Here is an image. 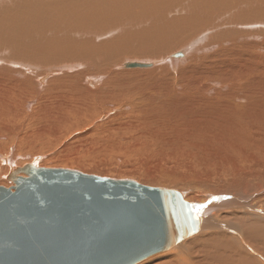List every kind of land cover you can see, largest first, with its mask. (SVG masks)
I'll return each instance as SVG.
<instances>
[{"label": "bare ground", "instance_id": "obj_1", "mask_svg": "<svg viewBox=\"0 0 264 264\" xmlns=\"http://www.w3.org/2000/svg\"><path fill=\"white\" fill-rule=\"evenodd\" d=\"M119 57L152 59L124 69ZM59 136L67 156L93 136L96 156L45 160ZM26 164L128 176L204 205L177 253L137 264L264 261V0H0L1 177Z\"/></svg>", "mask_w": 264, "mask_h": 264}, {"label": "water", "instance_id": "obj_2", "mask_svg": "<svg viewBox=\"0 0 264 264\" xmlns=\"http://www.w3.org/2000/svg\"><path fill=\"white\" fill-rule=\"evenodd\" d=\"M8 180L12 187L0 186V264H137L200 230L175 190L34 164Z\"/></svg>", "mask_w": 264, "mask_h": 264}, {"label": "rangeland", "instance_id": "obj_3", "mask_svg": "<svg viewBox=\"0 0 264 264\" xmlns=\"http://www.w3.org/2000/svg\"><path fill=\"white\" fill-rule=\"evenodd\" d=\"M54 37H57V38H60L59 36H54ZM53 37V38H54ZM64 38H67V39H70V40H73V41H80V40H74V39H72L69 35H67V36H64ZM149 57H146V58H138V60H136L137 59V57H135V58H126V59H124V58H121V57H119V61H121L122 59H124L123 60V62H122V64H124V63H126V62H134V60L135 61H138V62H142L143 61V59H148ZM133 59V60H132ZM140 59V60H139ZM149 59H152V58H149ZM129 60V61H128ZM131 60V61H130ZM80 62H83V61H80ZM105 68V67H104ZM125 69V68H124ZM48 71H50V70H48ZM48 71H45L44 73H42L41 75H40V78H42V77H44V75H45V73L46 72H48ZM46 80V79H45ZM45 80H44V82H45ZM39 84V83H38ZM89 136V135H88ZM87 136H84V137H81V138H79L78 140H80L79 141V146H77L76 147V144L78 145V143H73L74 145H75V148H73V149H71V151H70V155H66V154H64V155H66V156H64V155H62L59 151H61L62 150V148H63V146L66 144V143H69L70 142V140L71 139H67V138H65V137H63V136H59V140L58 141H56V144H57V146H47L45 149H43L40 153H41V156H43V158L46 160V159H51L52 160V162H55V161H57L59 158H61V156H64V157H69L68 159H70V158H81L82 156H84L85 154H95V156H96V153H94L92 150H91V148L90 147H92V146H90L91 144L92 145H94V143L92 142L93 140L91 139V137H93V136H91V137H88V138H90V139H88V138H86ZM84 138H86V139H84ZM86 140V141H84V140ZM89 141H88V140ZM94 139H95V141L96 142H101V141H97V139H96V137H94ZM78 140H76L77 142H78ZM82 140V141H81ZM91 140V141H90ZM75 140L73 141V142H76ZM58 142V143H57ZM84 142H86L87 143V145L86 144H84ZM90 142V143H89ZM92 142V143H91ZM54 144V143H53ZM62 144H64V145H62ZM73 144H72V147H74L73 146ZM83 144V145H82ZM88 144H89V146L90 147H88ZM60 145V146H59ZM71 145V144H70ZM99 146H101V143L100 144H98ZM62 146V147H61ZM81 146V147H80ZM85 146V147H84ZM87 147V148H86ZM96 147V146H95ZM84 148H86V150L84 149ZM86 151V152H85ZM91 151V152H90ZM102 155H103V153H102ZM102 155H101V153H97V156H98V158H100V159H98L97 157V159L96 160H98V161H100L101 162V160H102V162H107V160H105L106 158L108 159V161H109V163L107 162L106 164L109 166V167H113V164L114 165H116L118 168L120 167V166H122L121 168H123V167H125V163L127 162L128 163V165H129V167L131 168L132 167V169L134 170V171H137V169H135V167L133 168V166L135 165V164H137V163H139L140 162V164H137L136 166V168H139L138 169V171H140V172H142V170H145V167H144V162L142 161V159H140L139 160V158H137L136 160H138V162H136V160H135V158L133 157V158H131L132 156L131 155H129V156H126V155H123V156H121V155H114V157H112V155H110V156H107V155H103L104 156V159H103V157H102ZM102 157V158H101ZM108 157H110V159L108 158ZM117 157V158H116ZM120 157V158H119ZM123 157H125V159L123 158ZM114 159L113 161H112V159ZM118 158H119V160H121L120 162H119V160H118ZM95 159V158H94ZM115 159H117L116 161H118V162H116V164L114 163L115 162ZM125 160V161H123L124 163V166H123V164H122V160ZM105 160V161H104ZM111 160V161H110ZM69 161V160H68ZM134 163H133V162ZM129 162H130V164H129ZM131 162H132V164H131ZM143 162V163H142ZM110 163H113V164H110ZM119 163V164H118ZM55 164V163H54ZM53 164V165H54ZM99 165H101V166H104V165H102V163H98ZM111 166H110V165ZM67 165H70V164H67ZM128 165L126 164V167L125 168H129L128 167ZM140 167H139V166ZM159 165V163H157V162H155V161H150V162H148V168L150 169V170H153V169H156V166H158ZM37 167L39 166V164H37L36 165ZM144 167V168H143ZM53 168H55V167H53ZM73 169H76L75 167H72ZM67 169H71V167L70 168H67ZM141 169V170H140ZM132 170V171H133ZM75 171V170H74ZM77 171H79V170H77ZM79 172H82V171H79ZM82 173H84V172H82ZM86 174H92V173H86ZM5 175V174H4ZM4 175H2V177H3V180L6 182V183H9V184H11V185H13V183H11L10 181H8V180H6V176H4ZM92 175H94V174H92ZM98 176V175H97ZM1 177V173H0V178H2ZM100 177H102V178H110L111 176H108V177H106V176H100ZM127 177V178H126ZM112 179H116L115 177H111ZM131 178V179H130ZM118 179H121V178H118ZM122 179H124V178H122ZM133 179L134 178H132V177H128V176H125V179L124 180H131V181H133ZM134 182H136V180H134ZM137 183H139L138 181H137ZM0 184H2V183H0ZM139 184H141V185H144V186H153L154 188L157 186H155V185H146V184H142V183H139ZM157 188H164L165 189V187H162V186H157ZM166 189H172V187H166ZM172 190H176V188H174V189H172ZM176 191H179L178 189L176 190ZM180 192V191H179ZM197 234V233H196ZM242 241V239H239L238 241H237V243L239 242L240 243V245L241 244H245L244 242H241ZM181 245H183V244H181ZM180 245V246H181ZM178 246H176L175 248H177ZM251 247V246H250ZM175 248H172L171 250H169V252L170 253H177V251H176V249ZM174 249V250H173ZM178 249V248H177ZM182 249V248H181ZM172 251V252H171ZM175 251V252H174ZM166 253V252H165ZM165 253H162V254H165ZM249 254H251V252H248ZM162 254H160V255H162ZM252 254H253V252H252ZM251 254V255H252ZM256 254V255H255ZM259 257H258V256ZM159 256V255H158ZM255 259H257V257H258V259H259V262L261 261L260 260V258L261 259H263L261 256H260V254H257V252L256 253H254L253 255H252ZM258 262V261H257ZM258 262V263H259ZM262 262H264L263 260L260 262V263H262ZM259 263V264H260ZM262 264H264V263H262Z\"/></svg>", "mask_w": 264, "mask_h": 264}, {"label": "snow or ice", "instance_id": "obj_4", "mask_svg": "<svg viewBox=\"0 0 264 264\" xmlns=\"http://www.w3.org/2000/svg\"><path fill=\"white\" fill-rule=\"evenodd\" d=\"M192 207L194 210L199 211L201 208L204 207V205H193Z\"/></svg>", "mask_w": 264, "mask_h": 264}]
</instances>
